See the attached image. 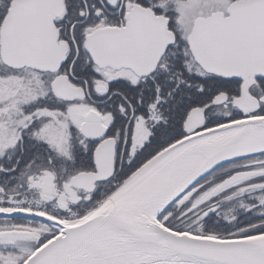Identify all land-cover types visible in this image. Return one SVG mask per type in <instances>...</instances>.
I'll return each mask as SVG.
<instances>
[{"label":"snow or ice","instance_id":"6c2138e0","mask_svg":"<svg viewBox=\"0 0 264 264\" xmlns=\"http://www.w3.org/2000/svg\"><path fill=\"white\" fill-rule=\"evenodd\" d=\"M0 264H264V0H0Z\"/></svg>","mask_w":264,"mask_h":264}]
</instances>
